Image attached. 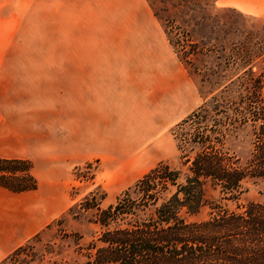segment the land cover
Wrapping results in <instances>:
<instances>
[{
	"label": "rangeland",
	"instance_id": "374dc122",
	"mask_svg": "<svg viewBox=\"0 0 264 264\" xmlns=\"http://www.w3.org/2000/svg\"><path fill=\"white\" fill-rule=\"evenodd\" d=\"M206 1L212 18L264 20V0ZM156 6L0 0V135L11 140H0V155L31 162L41 197L30 219L46 217L20 245L27 248L0 264H84L85 246L101 231L96 210L84 207L95 201L105 209L160 163L177 168L179 157L193 156L196 148L178 151V133L192 130L182 122L222 89L202 82L217 61L203 54L205 37L220 33L214 19L201 23L180 38L181 49L155 18ZM184 51L196 53L184 61ZM251 139L242 129L225 148L244 160ZM245 188L238 204L262 200L258 187ZM26 200L0 190V217Z\"/></svg>",
	"mask_w": 264,
	"mask_h": 264
},
{
	"label": "trees",
	"instance_id": "16d2710c",
	"mask_svg": "<svg viewBox=\"0 0 264 264\" xmlns=\"http://www.w3.org/2000/svg\"><path fill=\"white\" fill-rule=\"evenodd\" d=\"M155 2V18L178 45L215 20L220 36L205 37L203 54L217 61L202 82L222 89L182 122L192 130L178 133L177 149L196 148L193 156L179 157L177 168L160 163L105 209L95 201L84 207L96 210L93 223L101 229L84 248V264H264V20L238 13L212 18L206 0ZM195 53L182 52L183 60ZM246 128L252 147L242 160L225 143ZM246 184L259 188L261 201L238 204ZM37 187L28 160L0 157V188ZM204 209L207 219L191 220Z\"/></svg>",
	"mask_w": 264,
	"mask_h": 264
},
{
	"label": "crops",
	"instance_id": "0c3cea01",
	"mask_svg": "<svg viewBox=\"0 0 264 264\" xmlns=\"http://www.w3.org/2000/svg\"><path fill=\"white\" fill-rule=\"evenodd\" d=\"M14 136H15L14 138L17 139V136L16 135ZM3 138L5 137L0 135V140L2 141V143L3 142L7 143L11 141V140H4ZM0 157L8 158V159L19 158V157H12V156L7 157V156H1V155ZM19 159H22V158H19ZM38 187L34 191L23 192V193H11L9 191H6L0 188V190L12 196H16L19 199H29L28 201L26 200V202H24L22 205L18 206L17 208L15 207L13 210L10 211V213L4 212L1 214V217H0V261L3 258H5L9 253H11L14 249L22 245L31 236L38 233L40 228L42 227V224L46 222L45 216L42 218V220L40 217V220L37 223H32L30 219V212L32 210L35 212L38 209L35 203L36 198L39 197V194H37Z\"/></svg>",
	"mask_w": 264,
	"mask_h": 264
}]
</instances>
